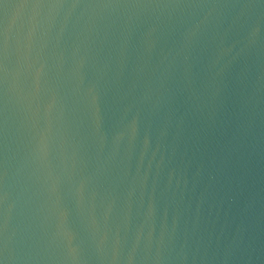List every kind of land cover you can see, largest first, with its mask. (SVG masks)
Listing matches in <instances>:
<instances>
[{
    "label": "water",
    "instance_id": "95a60500",
    "mask_svg": "<svg viewBox=\"0 0 264 264\" xmlns=\"http://www.w3.org/2000/svg\"><path fill=\"white\" fill-rule=\"evenodd\" d=\"M0 264H264V0H0Z\"/></svg>",
    "mask_w": 264,
    "mask_h": 264
}]
</instances>
